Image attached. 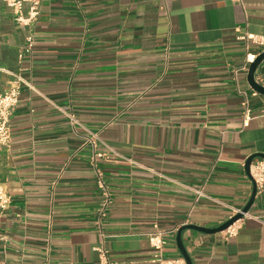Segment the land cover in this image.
<instances>
[{"label":"crops","instance_id":"obj_1","mask_svg":"<svg viewBox=\"0 0 264 264\" xmlns=\"http://www.w3.org/2000/svg\"><path fill=\"white\" fill-rule=\"evenodd\" d=\"M16 18L0 0V95L15 75L33 86L0 143V264H102L99 249L160 264L156 233L165 264H187L179 228H217L252 195L264 95L241 68L264 50L243 39L264 37V0H41L34 21ZM238 227L183 231L192 263L264 264V191Z\"/></svg>","mask_w":264,"mask_h":264},{"label":"built area","instance_id":"obj_2","mask_svg":"<svg viewBox=\"0 0 264 264\" xmlns=\"http://www.w3.org/2000/svg\"><path fill=\"white\" fill-rule=\"evenodd\" d=\"M8 7L12 8L16 14V20L24 25H27L34 21L38 14L39 8L41 5V0H3ZM27 7L28 12L25 14L24 9ZM243 39L252 42L254 45L260 46L264 48V37H257L254 35H247ZM33 50V39L31 37L28 38L27 46L22 53V57L24 54H31ZM256 54L249 53L246 57V62L241 70L248 71L250 63H252ZM27 85L29 88L33 89V86L28 83L24 78L20 75H15V80L12 82L10 87L4 92V94L0 95V143L6 145L11 140L10 135V123L11 118L14 115L16 107L19 103V97L21 92V86ZM72 121H75L73 115L70 116ZM252 120L251 109L247 103L244 106V116H243V127H248ZM93 139L97 136L91 133ZM251 175L257 185V193H261L264 191V159H256L251 165ZM197 195V200L201 197H207L206 194L202 190H194ZM11 199L8 193L4 188L0 187V209L4 210L10 203ZM242 209H231L230 214H228L227 220L231 219L238 213H241ZM248 215V214H247ZM246 216V215H245ZM244 216V217H245ZM243 220V219H242ZM242 220H238L233 225H231L226 231V238H233L237 236L239 230V223ZM1 240V236H0ZM150 245L153 251V261L159 262L160 264H165L164 261V248L166 245V241L162 235V233L152 234L150 236ZM100 256L103 259L102 264H109L107 260V254L104 250H100Z\"/></svg>","mask_w":264,"mask_h":264},{"label":"water","instance_id":"obj_3","mask_svg":"<svg viewBox=\"0 0 264 264\" xmlns=\"http://www.w3.org/2000/svg\"><path fill=\"white\" fill-rule=\"evenodd\" d=\"M263 62H264V50L260 54L257 55V57L255 58V60L252 63H250L249 69H248V75H247V81H248L250 87L261 95H264V85H262L256 81L255 74H256L258 67ZM258 158L264 159V153H257V154L251 155L245 163V171L253 183V191H252V195H251V198H250L248 204L242 209L241 213H238L237 215H235L231 219L227 220L226 222H224L222 225H220L217 228H206V227L197 226V225H193V224L184 225V226H181L179 228L178 233H177V237H176V241H177L178 248H179L181 254L183 255L187 264H193V263L191 261L189 253H188L187 249L185 248V245H184L183 240H182V232L183 231L195 230V231L206 233V234L222 233V232L226 231L231 225H233L238 220H242L244 218V216L250 212L252 206L254 205L256 196H257V185H256V183H255V181L251 175V165L254 162V160H256Z\"/></svg>","mask_w":264,"mask_h":264}]
</instances>
